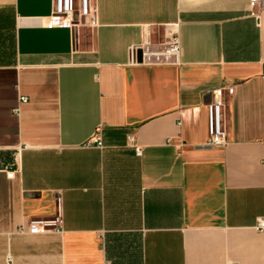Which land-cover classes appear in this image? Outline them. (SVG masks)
Segmentation results:
<instances>
[{
	"label": "crops",
	"instance_id": "0c3cea01",
	"mask_svg": "<svg viewBox=\"0 0 264 264\" xmlns=\"http://www.w3.org/2000/svg\"><path fill=\"white\" fill-rule=\"evenodd\" d=\"M90 7L71 30L46 26L51 0H0V264H264V8ZM174 33L178 64L132 63Z\"/></svg>",
	"mask_w": 264,
	"mask_h": 264
},
{
	"label": "built area",
	"instance_id": "2783aa9c",
	"mask_svg": "<svg viewBox=\"0 0 264 264\" xmlns=\"http://www.w3.org/2000/svg\"><path fill=\"white\" fill-rule=\"evenodd\" d=\"M52 12L47 17V27H59L76 30L81 23L95 25L97 23L96 12L90 7V0H51ZM252 9L260 10L264 8V0H249ZM135 57L133 64L143 65H169L178 64L181 52L180 39L177 33H174L161 47H155L149 42H145L134 49ZM224 91L228 94L233 92L231 85L221 86L212 91V101L207 105L209 119V139L207 145H224L227 142V131L222 122V107ZM20 102L27 101V97L21 96ZM133 141L132 136L128 139ZM95 144L102 147L100 139L94 140ZM136 155H141V149L135 146ZM8 176L13 175V170H8ZM256 228L264 231V218L260 219ZM30 232L44 231V222L39 220H30L27 224Z\"/></svg>",
	"mask_w": 264,
	"mask_h": 264
}]
</instances>
